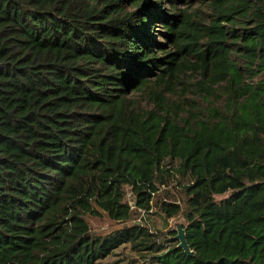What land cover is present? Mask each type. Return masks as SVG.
Segmentation results:
<instances>
[{"label":"trees","instance_id":"obj_1","mask_svg":"<svg viewBox=\"0 0 264 264\" xmlns=\"http://www.w3.org/2000/svg\"><path fill=\"white\" fill-rule=\"evenodd\" d=\"M201 1L0 0V264H264V0Z\"/></svg>","mask_w":264,"mask_h":264},{"label":"rangeland","instance_id":"obj_2","mask_svg":"<svg viewBox=\"0 0 264 264\" xmlns=\"http://www.w3.org/2000/svg\"><path fill=\"white\" fill-rule=\"evenodd\" d=\"M183 1L186 0H176L175 4L181 8H185L187 5L183 4ZM189 9L197 10V13L200 18L205 19L208 15L207 6L201 0H190L188 4ZM161 40V38H159ZM126 198L129 200V195H126ZM140 219L151 229L152 231L165 233L168 230L175 232L176 226L178 224L183 226V219L181 217L169 219L163 221L157 214L154 212L148 214H141ZM90 233L96 235H103L110 230L117 227V224L110 223L106 218H96L88 219ZM119 224V223H118ZM173 236V235H171ZM170 236V238H171ZM107 261H116L118 260L119 264H148L147 261L137 258L133 253L129 251V246L123 245L114 250L113 256L106 259ZM132 262V263H131Z\"/></svg>","mask_w":264,"mask_h":264},{"label":"water","instance_id":"obj_3","mask_svg":"<svg viewBox=\"0 0 264 264\" xmlns=\"http://www.w3.org/2000/svg\"><path fill=\"white\" fill-rule=\"evenodd\" d=\"M171 239L177 241L176 247L180 248L187 256H191L193 254V251L189 249L185 241L184 228L181 227L180 224L176 226L175 233L171 236Z\"/></svg>","mask_w":264,"mask_h":264}]
</instances>
